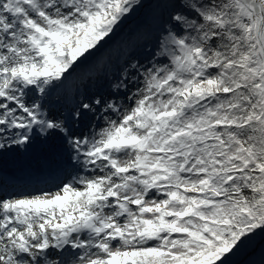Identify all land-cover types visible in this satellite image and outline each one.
Returning a JSON list of instances; mask_svg holds the SVG:
<instances>
[{"label":"snow or ice","instance_id":"1","mask_svg":"<svg viewBox=\"0 0 264 264\" xmlns=\"http://www.w3.org/2000/svg\"><path fill=\"white\" fill-rule=\"evenodd\" d=\"M144 6L0 0V157L69 169L0 192V264H235L264 240V0H155L129 28Z\"/></svg>","mask_w":264,"mask_h":264},{"label":"bare ground","instance_id":"2","mask_svg":"<svg viewBox=\"0 0 264 264\" xmlns=\"http://www.w3.org/2000/svg\"><path fill=\"white\" fill-rule=\"evenodd\" d=\"M65 158L39 146L27 152H12L0 157V179L4 183L14 181L32 184L34 181L41 182L49 178L59 182L63 172L67 170ZM26 162L28 167L24 165ZM29 190L32 191V188Z\"/></svg>","mask_w":264,"mask_h":264},{"label":"rangeland","instance_id":"3","mask_svg":"<svg viewBox=\"0 0 264 264\" xmlns=\"http://www.w3.org/2000/svg\"><path fill=\"white\" fill-rule=\"evenodd\" d=\"M154 8H155V0H145V6L142 9L138 10V12L135 14L128 27L129 28H135L137 26H143L145 28L149 27L151 24L152 12ZM37 183L38 181L34 183L35 187H40V185H38ZM34 184L32 187L33 191L31 194H40L42 191L44 192L56 191L55 185L52 187V186H48L47 184L45 188L41 190H38L37 188V191H35L36 188H34ZM26 186L27 185L25 184H21V182H19L18 184L14 182L4 183V181L0 179L1 190H7V192L9 193L20 194L18 190L23 189V194H27V192H25L24 190L26 189ZM261 245H264V240L257 239V241L254 242L253 246L250 249L240 253L237 257L234 258L235 264H249L250 261L252 262V264H261V260H262V257L260 255Z\"/></svg>","mask_w":264,"mask_h":264}]
</instances>
